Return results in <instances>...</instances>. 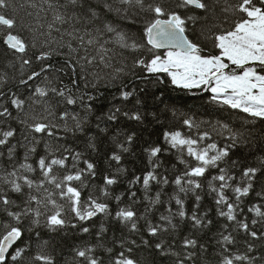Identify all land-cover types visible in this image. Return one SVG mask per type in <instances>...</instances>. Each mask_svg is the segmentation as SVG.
Here are the masks:
<instances>
[{
    "label": "snow or ice",
    "instance_id": "snow-or-ice-1",
    "mask_svg": "<svg viewBox=\"0 0 264 264\" xmlns=\"http://www.w3.org/2000/svg\"><path fill=\"white\" fill-rule=\"evenodd\" d=\"M46 3L47 9L39 8L41 12L51 11L46 35L59 33L60 42L55 48L49 43L47 50L33 56L28 52L30 48L36 49L37 43H30L21 32L35 36L45 25L38 19L37 27L31 24L26 27L16 15L0 12V44L5 46V54H12L22 66L31 67L34 62L38 65V70L33 68L27 79L20 80L22 85L34 82L29 95L21 98L12 93L10 97L11 106L17 110L15 118L31 135V146L22 145L20 141L13 144L16 130L11 126L0 129V157L14 161L17 145L26 148L22 160L13 163L11 171L0 174V264H59L52 241H40V229L54 235H67L68 230L95 235L94 243L83 241L69 246L71 256L64 264H142L123 239L118 246L115 239L111 246L105 243L108 229L103 221L109 218L130 232H138V223L144 220L148 236L157 238L154 248L161 256L173 257L172 264H195L197 253L194 250L199 247L207 252L203 244L198 245V240L191 235L185 236L181 251H177L167 237L175 239L185 223L190 224L193 231L210 228L213 221L201 203L205 196L213 201L216 216L225 221L213 249L215 264H264V254L259 257L253 254L254 244L246 239V247L241 251L233 235L242 231L252 240L264 239V232L258 234L255 230L257 223L264 227V203L247 209L256 217L251 227L240 218L244 198L253 191L256 182L264 181V158L260 159L259 166H245L241 159L234 158L235 152L246 147L251 139L232 124L221 119L198 118L195 113L180 111L163 95L154 96V101L178 118L189 132L167 129L162 132V143H152L143 149L150 170L135 176L129 184L142 183L144 199L149 202L144 214H138L130 204L121 207L120 196L115 197L113 210L108 202L109 186L118 183L117 177L108 173L102 176V186L91 183L100 173L90 157L67 143L55 146L51 143L65 140L70 133L74 141L84 137L86 151L98 152V135H89L88 129L89 117L97 111L96 103L102 95L98 93L99 86L104 81V87H108L111 82L129 75L154 85L167 82L191 96H196L198 91L208 93L209 104L231 110L232 114H244V124L264 123V0H174L169 3L164 0H102L87 7L86 0L64 3L46 0ZM10 6L9 0H0V10ZM110 14L127 21L131 27L126 29L106 19ZM36 15L38 17L39 12ZM53 56L63 58V66L54 69L52 64L45 63ZM53 70L68 75L71 86H58L63 84L59 77L54 84L49 78ZM89 88L97 90L98 94L90 93ZM127 88L124 85L119 93L122 104L137 95L135 87ZM141 103L137 96L135 104ZM33 105H41L42 112L37 114ZM56 108H62L58 116ZM105 115L112 123L120 117L137 123L145 119L139 108L124 110L113 105L106 114L96 117L99 121L96 128L104 135L108 134V127H101ZM151 115L157 123L161 122L156 112ZM53 116L62 123L50 119ZM0 117L14 118L7 106L0 107ZM193 129L195 135L191 134ZM59 132L65 136L57 135ZM121 134L118 130L112 137L116 148L108 156L109 165L111 162L119 165L123 154L129 153L135 142V133L125 135L123 141L119 139ZM214 136L224 143L221 145ZM24 139L28 140L29 136ZM42 140L45 154L33 162L31 157ZM165 153L174 154L177 163L183 166L171 181L166 174L156 171L163 167L160 157ZM124 171L117 168V172ZM153 183L173 184V194L167 203L171 205L174 201L176 206L175 211L167 207V214L161 213L155 223L148 214L164 202L160 192L154 198L149 196ZM85 189H88L86 197ZM257 196L264 201V183ZM135 197L136 193L130 192L132 204L138 203ZM188 199L193 200L190 210L186 207ZM97 217L101 218V224L98 232L93 233L89 222ZM26 231L34 232L37 237L34 253L29 251L32 245L25 243ZM130 244L136 245V241ZM142 244L153 247L147 239H143ZM201 264L205 261L201 260Z\"/></svg>",
    "mask_w": 264,
    "mask_h": 264
},
{
    "label": "trees",
    "instance_id": "trees-1",
    "mask_svg": "<svg viewBox=\"0 0 264 264\" xmlns=\"http://www.w3.org/2000/svg\"><path fill=\"white\" fill-rule=\"evenodd\" d=\"M66 2V0H61V3ZM102 0H86L85 7L87 4H92L95 6L98 3H101ZM111 2V0H110ZM165 3L174 2V0H164ZM10 8L7 10H0V12L6 11L8 14H14L17 18L27 25L31 24L33 27H37V20L39 19L40 23L44 24L45 27L38 29L35 36L32 33L27 31H22L21 34L27 39L30 43L36 42V49H29L28 55L33 56V54H38L41 50H47L49 43L51 46L55 48L57 44L60 42V34L52 33L51 37L46 35L47 28L46 24L51 20V11L41 12L39 11L40 6H43L47 9L46 0H9ZM31 4H36V8L30 7ZM14 10V11H13ZM71 11V10H70ZM79 12V9H76ZM97 11H100L98 8ZM31 12L32 15L29 16L28 13ZM39 12V16L37 17V13ZM47 16V19L44 17ZM106 19L112 20L114 23L120 25L121 27H125L126 29L131 26L128 25L127 21H123L116 17L114 14H110L105 17ZM67 27V26H65ZM79 27V25H78ZM132 31H135V28H131ZM43 33V34H41ZM67 39V37H64ZM54 42V43H52ZM45 63H50L55 68H59L63 66L64 60L59 56H53L50 61H45ZM129 68H131V59L128 61ZM115 64V62H114ZM116 66H119L118 64ZM36 68L38 70V65L36 62L30 66H22L21 62L17 60L12 54H5V46L0 44V107L7 106L9 110L12 112L14 118H10L5 120L4 117H0V129H7L11 126L16 130V136L12 140L13 144H16L17 141H20L22 145L31 146V135L27 132L22 124L19 123V120L15 117L17 116V110L11 106L10 97L12 93H16L17 96L21 98H25L29 95V89L34 82H29L26 85H22L20 83L21 79H27L28 74ZM67 71V70H65ZM137 73H139V69H137ZM62 78L63 85L71 86L69 76L62 72H57L53 70L49 78L53 80L54 84H57V78ZM7 81L6 83L4 81ZM127 85L128 88L126 90H131V88L135 87L137 89V95L130 98L129 101L121 103V100L118 98L121 88ZM80 87L83 89V83L81 82ZM141 88L144 89L143 92L139 91ZM88 91L90 93H97V90L89 88ZM98 93H102L99 95L98 101L96 103L97 111L89 117L90 125L88 129V134L98 135V152L91 153L90 151L85 150V141L84 137L80 136L75 141L71 138V134H67L65 140L60 141H51L53 146L57 143L63 144L67 143L69 146L76 147L78 151H84L85 157H90L91 161L96 164L97 171L100 173L95 180L91 181V183L96 184L98 186H102V176L108 173H112L118 179V183L112 186H109L110 196L108 198V202L110 207L115 210L116 208V200L115 197L120 196L121 203L120 206L124 207L125 205H131L135 208L138 214H144L145 209L148 207L149 202L144 199L145 192L143 189L142 183H137L134 185H130L129 181L133 180L135 176H142L146 174L147 171L150 170L147 162V154L143 151L146 147H148L152 143H162V132L170 129L176 128L185 133H188L189 130L186 126H183L179 123L178 118H174L170 111H164L163 105H159L158 102L154 101V96L163 95L165 98L169 100L170 103L175 104V107L180 111L185 113H195L198 118L201 119H221L225 122L232 124L233 127L238 130L244 131L246 135H248L251 139V142L246 146L241 148L239 151L235 152L234 158L241 159L242 163L247 165L259 166L260 159L264 158V151H261L264 148V123L260 121H255L254 124H244L243 118L244 114H232L231 110L220 109L215 105L208 103V93H200L196 96H191L183 92L182 90L174 89L173 86L168 84L167 82L162 85H154L149 82L140 81L138 79H134L131 75L125 76L121 79L113 81L110 83V86L104 87V81L101 82ZM97 93V94H98ZM137 96L141 99L142 103L140 105H136L135 101ZM115 106L122 107L124 110L139 108L141 113L144 114L145 119L143 123H137L135 121H129L124 117H120V119L115 122H109L106 120V115L104 116V121L101 123V127H108V134H100L98 129L96 128L97 121L96 117L106 114L110 108ZM36 113L39 114L42 112L41 105H33ZM71 107V106H69ZM27 108V105H26ZM57 116L62 111V108L55 109ZM156 112L160 123H157L156 119L153 118L151 113ZM56 123H62L57 119L56 116L50 117ZM251 119V118H248ZM120 131L122 134L119 136L121 141L124 140L125 135H130L135 133V142L131 146V151L129 153H124L122 156V160L119 165L115 162H111L109 165L108 156L111 155L112 151L115 150L116 146L112 141V137L116 135L117 131ZM204 130L202 127L201 132ZM192 135L196 134V130L193 129L191 131ZM28 135L29 139L25 140L24 136ZM39 136L40 134H35ZM59 136H65L63 132L57 133ZM214 139L218 140L221 145L224 143L223 140H220L219 137L214 136ZM50 139V138H48ZM36 153L31 157V160L34 162L41 155L45 154V143L42 140L38 145H36ZM26 148L20 145H17V150L15 153L16 159L14 161H9L6 157H0V174H3L5 170L11 171L12 164L17 163L22 160L25 154ZM160 159L163 162V167L158 168L157 173L166 174L171 181L175 172L179 169H182L183 166L179 165L176 161V157L174 154H163ZM175 165V168L173 167ZM83 165H81L82 167ZM117 168L125 169L124 172H117ZM167 169V171H165ZM259 175V173H258ZM264 181H258L254 185L253 191L249 194L248 197L244 198V204L242 205L243 211L240 215L241 219H245L250 227L252 219L256 218L255 214L252 212H248V208L253 204H262L264 201L261 200L257 193L261 191V184ZM174 185L169 184L167 186L157 185L155 183L152 184L151 189L149 190V196L155 197L157 192L161 194V201L164 203L160 205H156L149 214L148 218L152 220L154 223L158 222L159 215L161 213H166V208L171 206L173 211H175V202L172 201L171 205L167 203L169 197L173 194ZM130 192H135L136 197L134 198L138 203L132 204V200H130ZM88 195V189L84 190V196ZM231 195V193H229ZM202 206L205 211H208L209 218L212 219L213 223L209 229H205L203 232L193 231L190 227V224L185 223L180 226L179 233L173 239L172 236H168V242L175 244V250L181 251V241L183 237L191 235L193 238L198 240V245L203 244L207 248V252H202L199 247L194 251L197 253V257L195 260V264H201V260L205 261V264H215V253L213 249L217 246L216 240L218 238L217 233L222 229V226L225 224V221L216 216L215 207L213 201L210 197L205 196L202 200ZM193 206V200H186V207L190 210ZM264 210V209H262ZM101 224V218L97 217L94 222H89L91 226L92 232L96 233L99 230ZM104 226L108 229L105 234V243L108 246H111L113 240L115 239L117 246L121 239L128 242L126 243V247L131 246L133 248L132 255L137 259H140L142 264L147 261V264H172L173 257L169 256H161L154 248V244L157 242V238L148 236L145 229L144 220H140L138 223V232H130L127 228H124L119 223L113 221L111 218L103 221ZM255 230L259 233L264 232V227L260 223L255 225ZM232 231V229H229ZM40 241L43 240H51L52 244L56 249V256L59 264H64L65 259H70L71 253L69 251V246L73 244H80L83 241L95 242V235L81 234L75 230H68L67 235H54L49 233L46 229H40ZM233 235H236L237 238V246L241 251L246 247V239L248 242L254 244V252L253 254L257 257L264 254V239L252 240L251 237H246V235L241 231L239 234L233 232ZM147 239L153 245V247L149 248L142 244V240ZM25 243L31 244L32 247L29 251H36V242L37 237L34 232L29 233L26 231L24 237ZM136 241V245L140 247H136V245H131V241ZM23 246V245H22ZM117 250L119 248L117 247ZM63 253V255H61Z\"/></svg>",
    "mask_w": 264,
    "mask_h": 264
}]
</instances>
